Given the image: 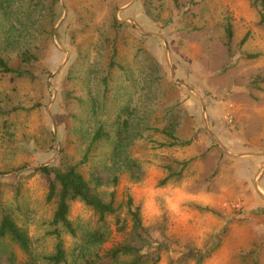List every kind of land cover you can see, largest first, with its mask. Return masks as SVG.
<instances>
[{
	"label": "rangeland",
	"instance_id": "374dc122",
	"mask_svg": "<svg viewBox=\"0 0 264 264\" xmlns=\"http://www.w3.org/2000/svg\"><path fill=\"white\" fill-rule=\"evenodd\" d=\"M133 1L0 0V54L9 64L19 62L22 49L37 57L31 63L34 79L0 74V102L25 108L0 116V204L27 229L38 253H51L55 241L44 235V223L52 208L44 200L45 182L32 168L79 164L86 179H102L96 190L104 200L111 193L118 203L130 196L143 224L158 226L169 239L170 251L157 264H193L179 257L209 244L216 249L204 264H264V200L254 186L264 195L259 8L253 0ZM112 17L125 25L117 33ZM128 20L164 40L143 38ZM115 41L126 71L107 69ZM123 106L135 112L119 160H113L114 131L84 159L94 129L103 124L109 130ZM166 109L177 118V137L188 144L157 146L165 141L158 129ZM124 158L138 164V180ZM176 160L187 163L182 179L160 185L166 166ZM69 217L79 233L96 226L81 203L71 204ZM106 229L100 253L122 240L110 217ZM63 241L67 250L74 243L65 235ZM8 245L17 262L25 260Z\"/></svg>",
	"mask_w": 264,
	"mask_h": 264
},
{
	"label": "trees",
	"instance_id": "16d2710c",
	"mask_svg": "<svg viewBox=\"0 0 264 264\" xmlns=\"http://www.w3.org/2000/svg\"><path fill=\"white\" fill-rule=\"evenodd\" d=\"M52 1L55 2L56 0ZM253 4L259 8V24L264 25V0H253ZM110 25L113 33H117L125 26L116 21L115 17H112ZM131 28L134 27L131 26ZM139 35L143 38H149ZM225 35L226 43L229 44L232 38L230 24L225 27ZM245 40L246 36L241 39L239 44L242 45ZM18 56L19 62L9 64L0 54V74L12 78L34 79L31 63L37 57L31 54L28 49H22ZM117 57L118 48L115 41L110 44L108 71L125 70L124 66L117 62ZM21 110H25V108L9 107L0 102V116H10V114ZM92 110L96 113L94 103ZM134 112L135 110L129 106H123L111 122L109 130L103 124L97 126L90 137L84 159L88 157L93 146L108 139L111 134L110 131H114L117 141L114 146L113 160L118 161L121 156V147L132 126L131 121H134ZM176 127L177 118L174 112L171 109L164 110L158 132L165 141L157 142L158 147L171 148L189 143L177 137ZM122 162L131 178L138 180L140 177L138 164L127 158H124ZM186 164V162H177V160L172 161V164L166 166L167 175L159 184L164 185L169 180L179 182L182 179ZM33 172L38 173L45 182L44 200L46 204L51 205L52 212L50 218L44 223V235L55 241L54 249L49 254L38 253L27 229L16 222L8 207L0 204V264H157L162 253L170 251L169 239L164 236L162 231L160 234L158 226L152 228L143 224L140 208L134 204L130 196L125 201L118 203L111 193L109 199L104 200L96 190L103 184L102 179L95 174L91 175V179H86L79 171V164L43 165L37 167ZM112 180L113 185H115L116 177L112 176ZM74 202L81 203L96 217L94 229H82L79 233L80 228L75 226L69 217L71 204ZM108 217L114 220V225L117 231L121 233L122 240L100 253L97 250L98 246L108 238L106 229ZM153 231L159 232V234L153 237L151 235ZM63 235L74 240L69 250L64 246ZM9 243L21 251L25 257L24 261L17 262L16 254L9 247ZM215 249V246L210 244L203 249L192 248L182 254L179 260L182 263L204 264ZM253 264L257 263L254 262Z\"/></svg>",
	"mask_w": 264,
	"mask_h": 264
},
{
	"label": "water",
	"instance_id": "95a60500",
	"mask_svg": "<svg viewBox=\"0 0 264 264\" xmlns=\"http://www.w3.org/2000/svg\"><path fill=\"white\" fill-rule=\"evenodd\" d=\"M133 1V0H132ZM128 22H130L131 24H133L140 32H142V33H144V34H147L148 36H152V37H157V38H160L161 40H164L161 36H159V35H155V34H151V33H146V32H143L137 25H135L133 22H131L130 20H128ZM164 51H165V56H166V58H167V62H168V50H167V46L165 45L164 46ZM168 66H169V70H170V78H171V81L175 84V82H174V80H173V73H172V70H171V65L169 64V62H168ZM179 85H181V86H183L184 88H186L189 92H192L189 88H187L185 85H183V84H179ZM205 125H206V123H205ZM207 129V128H206ZM207 131H208V129H207ZM209 132V131H208ZM210 133V132H209ZM211 134V133H210ZM211 136H212V138H213V140L217 143V145L221 148V150L224 152V153H226L227 155H229V156H232V157H234L233 155H231V154H229L228 152H227V150L219 143V141L211 134ZM248 155H252V156H257L258 155V153H254V154H248ZM241 157V156H240ZM44 165H47V164H44ZM40 166H43V165H40ZM40 166H37V167H40ZM36 167V168H37ZM36 168H32V169H36ZM255 189H256V191H257V193L259 194V196L264 200V195L263 194H261L260 192H259V190H258V188H257V184L255 183Z\"/></svg>",
	"mask_w": 264,
	"mask_h": 264
},
{
	"label": "crops",
	"instance_id": "0c3cea01",
	"mask_svg": "<svg viewBox=\"0 0 264 264\" xmlns=\"http://www.w3.org/2000/svg\"><path fill=\"white\" fill-rule=\"evenodd\" d=\"M135 2L134 1H132L129 5H133ZM118 11H120V9H118L117 10V12ZM121 12V11H120ZM116 16H118V14H116ZM116 19V21H118L119 23H121L122 22V20H119V19H117V18H115ZM134 23V22H133ZM135 24V23H134ZM136 25V24H135ZM131 26H133L134 28H136L133 24H131ZM139 27V26H138ZM143 32H145L142 28H140ZM136 30L139 32V34H141V35H143V36H146V37H150V36H148L147 34H144V33H142V32H140L137 28H136ZM146 33H148V32H146ZM149 38H147V40H148ZM118 62V61H117ZM121 64V63H120ZM118 70V69H117ZM124 71H126V70H124Z\"/></svg>",
	"mask_w": 264,
	"mask_h": 264
}]
</instances>
